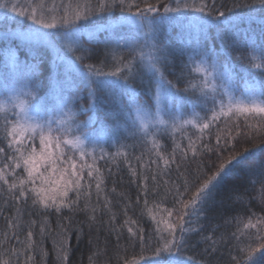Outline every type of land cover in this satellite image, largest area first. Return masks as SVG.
<instances>
[{
    "label": "snow or ice",
    "instance_id": "1",
    "mask_svg": "<svg viewBox=\"0 0 264 264\" xmlns=\"http://www.w3.org/2000/svg\"><path fill=\"white\" fill-rule=\"evenodd\" d=\"M222 8L223 5L217 7V0H199V2L197 0H167V2L95 0V3L93 0H30L28 3H21L20 0H0V9L5 13L3 29L5 43H15L16 39L22 40L32 61L29 63L26 60L21 65L19 52H13L10 47L6 50V56L11 54L13 57L17 69L16 83L19 87H12L0 97V120L3 121L4 138L8 141L7 147L14 150V155L9 157L13 169L6 174L5 169L8 165L0 167V182L7 185V199L14 202L15 215L7 221L10 233L5 232L0 238L14 240L16 247L9 248L7 259L0 256V264H13V258L15 264H20L19 258L22 254L26 257L24 264H28L29 261L36 264L37 255L43 260L47 255L44 239L46 234L52 231L48 226L47 217L51 212L60 214L63 209H67L71 214L84 213V217L75 229L77 240L84 235L86 226L88 243L93 244V234H96L98 240L99 233L104 229L103 216L109 215L107 230L109 233L115 232L117 243L119 242L120 232L115 223L116 214L112 212L111 201L105 195L103 205L100 203L103 182L101 177H98L96 183V204L92 205L91 185L81 190L82 177L77 173L75 163L70 162L69 169L65 170L68 179L64 181L62 196L67 198L70 190L74 196L68 202L64 200L58 202L48 195L45 188L36 186L37 180L42 184L47 182V166L44 172H40L36 166L37 159L44 160L45 156L41 153L38 157L31 143L28 145L30 151L22 150L23 145H21L27 134L30 141L39 140L41 149L49 146L59 148L63 145L73 154L79 153L81 160H84L85 156H90L92 166H89L88 175L91 177L93 170L99 172L94 168L97 159L96 149L88 151L90 141L84 129L95 119L98 104L105 95L109 99H115L119 95V107L113 116V121L118 123L123 120L127 126L126 130L133 136L141 133L140 138L145 143H151L152 150L156 151L158 158L164 161L165 167L170 163H176V154L172 152L168 158H165L159 152L160 146L155 133L160 130L161 124L165 125V130L169 127L178 130L183 129L185 125H193L198 126L203 132L219 116L231 117L236 135L240 136L239 118L243 116L248 131L243 133L242 139H255L257 135L264 136V80L257 82L250 76L244 79L243 88H239L236 85L237 73L228 60L234 52L238 59L264 74V0H248L247 3L232 4L233 9H248L246 14L231 12L226 15ZM114 9L122 13L126 12L127 15L121 16L114 22L110 15ZM8 12L31 22L24 26L23 33L8 31ZM244 23H248L249 29L238 39L240 27ZM118 25L120 27H117ZM165 25L181 29L195 27L202 37L204 47L196 53L199 59L190 57L189 63L184 65L189 76L196 74L192 79L184 80L183 72L180 75L173 73L177 81L173 83L165 75V71L171 67L169 57L172 55L168 45L163 39L158 38ZM123 26H127L130 30L135 29L137 33L142 32L144 43L137 44L136 40L132 39L120 45L117 40V48L125 47L130 53V57L126 60L123 55H117L116 50L109 47V40H105L103 55L105 58H112L113 70L104 71L96 64L89 63L88 61L97 53L93 48L85 46L82 37L86 29L94 28L96 32L103 31L115 37ZM88 34L90 37L88 43L99 45L100 41L91 32ZM209 41H219L224 51L223 63L217 60L218 53L209 45ZM20 47L21 45H16L18 50ZM39 47L55 53L56 73L47 84L41 73L42 59L32 55V52ZM137 81L142 86L147 81L152 104L141 105L137 102L135 98ZM182 81L185 84L183 89L179 86ZM45 87L48 90L47 94L42 92ZM81 91L86 92V96L79 95ZM184 94H187V101ZM124 96L128 98L127 103L123 101ZM85 99L88 101L87 107L83 105ZM185 102L191 104L193 108L211 103L212 107L209 109L213 112L211 119L200 123L201 117L195 112L191 114V119H183L178 114V109L183 108ZM50 104L54 105L53 111L59 108V119L56 117L45 119L44 123L35 121L31 113L46 111ZM77 104L80 105L79 113L74 110ZM169 105H171V109L167 112L169 122H165L161 118V113L169 109ZM79 115H88V119L81 122L78 119ZM53 123L57 124L55 128L52 127ZM200 139L202 140L203 137L201 136ZM234 140L231 130H228L223 138L218 130L215 146L204 145L199 153L201 156L214 153V159L208 157L212 160L211 164L203 169L198 168L193 182L189 183L185 180L183 191L180 187L175 188L176 203L179 204L177 220L176 223L166 224L163 230L159 227L155 229L159 235L152 251L158 259L154 260L153 264H200L193 256L186 255L192 246L188 234L200 231L190 225L214 208L218 201L222 203L220 197L225 190H228L226 197L228 201L241 198L239 189L230 187L237 179L238 171L250 177L258 174L261 178L259 182L264 185V157L259 160L253 159L252 149L248 147L241 149L237 147L240 141L233 143ZM261 143H264V140ZM14 145L21 147L14 148ZM193 145L194 142L189 139V150L195 157L198 152ZM4 151V148L0 147V154ZM105 155L101 149L99 159H104ZM115 155L126 156L127 153L118 150ZM182 155L187 157V151ZM20 168H23L27 175L26 178H19L17 182L15 169ZM7 175L13 177L12 183H9ZM153 179L155 180V177ZM112 191L115 192L116 189L113 188ZM142 191L147 197V183L144 184ZM4 192L5 189L0 187V194ZM29 197L32 208L41 217L38 232L35 233L37 238H34L33 231L37 221L30 218L33 213H25L20 206L22 203L26 204ZM82 197L85 201L83 205L80 204ZM261 200L264 202V188L261 190ZM144 202L147 205V199ZM128 211V207L123 209L125 219L120 227L127 226L129 239L135 238L143 246L145 240L143 230L138 226L132 227L136 225V221L128 217ZM25 215L29 216L27 221L24 220ZM168 215L171 216L172 213L169 212ZM185 217L190 219L185 221ZM68 219L71 224L70 217ZM257 224L264 225V217L257 218L256 223L249 218L244 224L245 229L255 228L256 232L250 234V241L244 247L238 246L241 255L231 257L234 264H264V227L257 228ZM58 228L59 230L55 232L53 248L59 264H68L70 229L62 224L58 225ZM164 232H167V235H164ZM21 234L24 235L23 240L20 239ZM235 235L233 233V236ZM253 236L255 243L251 242ZM204 239L209 241L212 237L206 236ZM103 251L97 245L96 250L89 256V264H96L93 257L101 255ZM215 251V241H213L212 246L205 248L201 253V261H205V258L210 257ZM124 264L130 262L125 260ZM206 264H213L212 259H207Z\"/></svg>",
    "mask_w": 264,
    "mask_h": 264
},
{
    "label": "trees",
    "instance_id": "2",
    "mask_svg": "<svg viewBox=\"0 0 264 264\" xmlns=\"http://www.w3.org/2000/svg\"><path fill=\"white\" fill-rule=\"evenodd\" d=\"M21 3H28L30 0H20ZM150 2H155V0H150ZM167 2V0H164ZM199 2V0H197ZM236 3H247L248 0H217V7L223 5L221 10L225 11L226 15L231 14V12H240L246 14L248 9L237 8L233 9L232 4ZM95 3V0H93ZM161 7V12H162ZM108 15V14H106ZM110 15L113 21H118L123 15H127L126 12H121L118 9H114ZM9 17L7 21V27L9 30H25V25L29 21H25L23 17H17L11 12L7 13ZM19 21V23H16ZM5 25V13L3 9H0V34L3 32ZM117 27H120L119 25ZM249 29L248 23H244L240 27V32L238 39L244 36V32ZM258 30V29H257ZM89 32L93 34L99 41V45L89 44ZM163 39L164 43L168 45L170 52L169 60L171 61V67L165 71V75L168 79L176 83V76L183 72L184 80L192 79L196 76L195 73L189 76L188 70L184 67L185 64L189 63L190 57L199 59L196 55L201 48L204 47V41L200 36L199 32H191L185 28H173L168 25L164 26L162 34L158 37ZM85 46L93 48L97 55L90 59L88 62L96 64L97 67L103 68L104 71H112L114 66V61L111 57L105 58L104 52V41L109 40V47L116 50L117 55H123L127 60L130 57V53L127 48L119 47L117 48L116 41L119 40L120 45H124L125 41H130L132 39L136 40L137 44L144 43L143 33H137L135 29L130 30L127 26H123L119 31V34L115 37L110 36L108 33L103 31L96 32L94 28L86 29L85 35L82 37ZM21 45L20 49L16 48V45ZM209 45L214 47L215 51L218 53L217 60L220 63L224 62V51L220 46L219 41H209ZM11 48L13 52H19V61L23 65L27 60H30L27 50L24 48L23 44L19 41L15 43H5L3 37L0 35V97L3 96L4 92L7 91L8 87L16 83V77H13L11 73H16L17 69L14 66L13 57L11 54L6 56V50ZM243 50V49H242ZM147 51V49H145ZM231 51V49L229 50ZM33 56L38 59H42L41 73L44 77L45 84L50 78H53L56 73V66L53 55L48 49L39 47L32 52ZM229 62L235 69L237 73L236 85L239 88H243L244 79H248L250 76L254 77L257 82L264 80V74H262L258 69L252 68L247 62L238 59L236 53H232L228 57ZM54 61V62H52ZM7 64V67H5ZM13 64V69L9 66ZM55 66V69L53 68ZM243 77V79H241ZM19 86V85H18ZM181 89L185 86L182 81L179 85ZM137 92L136 100L139 104L148 103L152 104L149 99L151 93L147 89V81L142 86L137 81ZM42 92L47 94V88H43ZM79 95L86 96V92L81 91ZM187 101V94H184ZM195 99V97H192ZM119 95L115 99H109L107 95L98 104V110L95 114V121L89 125L84 132L87 133L88 140L90 141L89 152L93 148L96 149V162L94 165L95 169L99 172L92 171V176L89 177L88 172L90 170L89 166H92V159L90 156H85L84 160L80 159L79 153L73 154L63 145L59 148L54 146L47 147L46 150L41 149L39 145V140L30 141L28 135L26 134L24 139L21 141L23 145L22 150L30 151L28 145L31 143L35 147L36 154L39 157L41 153L45 156L44 160L37 159L36 166L39 168L40 172H44L45 166H47L48 171L46 173V183H41L37 180L36 186L43 187L47 190L48 195L55 198L58 202L64 200L68 202L74 193L70 190L68 192V197L64 198L62 196V191L64 187V181L68 179L67 172L65 170L69 169L70 162H74L76 166V171L82 177L80 180L81 190L91 185L92 197L90 203L92 205L96 204V183L98 182V177L102 178L101 183V197L100 203L103 205L104 196L106 195L111 201L112 212L116 214V226L119 228L120 240L117 243L116 233H109L107 230V222L109 220V215H104L103 220L105 222L104 229L99 233L98 240L96 234H93V244L88 243L87 228L85 226V233L77 240L76 227L78 222L84 217V213L77 212L71 214L67 209H63L60 214L51 212L47 217V222L49 228L52 230L48 232L44 239V249L47 255L41 257L36 256V264H59L56 258V253L53 248V240L55 238V232L59 230L58 225L62 224L66 228L70 229V253L68 264H89V256L96 250L97 245L100 249L104 250L101 255L93 257L96 264H124L125 260H128L130 264H153V261L158 259V257L153 255L152 248L156 243V239L159 235L155 231L157 227L161 230L165 228L166 224L176 223L177 212L179 209V204L176 203V193L175 188L180 187L183 191V184L185 180L189 183L195 180L198 168L203 169L211 164L212 160L208 157L214 159V153H208L207 156H201L199 153L203 150L204 145L209 147L215 146L217 131L219 130L221 137L231 130L232 136L235 137L236 141H240L237 147L244 148L248 147L252 149L254 155L253 159L259 160L264 157V136L257 135L255 139H242L243 133L248 131L244 123V117L239 118L240 132L241 135H236V130L233 126V121L231 117L219 116V118L212 122L210 127L204 129L201 132L198 126L185 125L183 129L174 130L172 128H167L165 130V125H159V131L155 133L159 147V152L168 158L169 154L175 152L176 163H170L165 167L164 161L160 160L156 154V151L152 150L151 143H145L143 139L140 138L142 135L138 133L133 136L131 132L126 130V125L123 120L118 123L113 121V116L118 111ZM124 103L128 102L127 96L123 97ZM84 107H87L88 101L85 99L83 101ZM53 104L47 106V110H40L37 113V122L44 123L45 119H49V114H53ZM212 107L211 103L204 106L192 107L191 104L185 102L183 108L178 109V114L183 119H191L192 113H198L201 117L200 123L207 122L211 119L213 112L209 109ZM171 109L164 111V121L169 122L167 112ZM56 110L59 112V108ZM74 110L79 113L80 105L74 106ZM79 121L83 122L88 119V115H79ZM3 121L0 120V147L4 148V153L0 154V167L5 164L8 168L5 169V173H9L13 169V165L9 157L14 155V150L7 147L8 141L4 138L3 132ZM56 123L52 124L55 128ZM203 137L201 140L200 137ZM189 139L194 142V147H196L198 154L194 157L192 152L189 150ZM223 142V139H222ZM21 145H14L15 147H21ZM101 149L106 154L104 159H99ZM122 153H127V155H115L117 151ZM187 151V157H184L182 153ZM203 161V163H201ZM179 164V168H177ZM17 182L19 178H26V172L23 168L15 169ZM135 172V175H133ZM237 179H235L230 187H236L239 189L241 198L233 199L228 201L226 199L228 195V190H225L221 194L220 200L217 205L210 209L208 212L203 214L199 220L190 225L196 229H200L198 233H189L188 236L191 239L192 246L189 248L186 255L193 256L197 262L200 264H206L207 259H212L213 264H234L231 257L241 255L238 246L240 248L244 247L250 241V234L256 232L255 228H244V224L247 223L248 219L251 218L253 223H256L257 218L264 217V202L261 200V190L264 188L259 180L261 179L258 174H254L251 177L248 175H243L241 172L236 173ZM155 177V180L153 179ZM9 183L13 182V177L7 175ZM75 179V177H73ZM253 181H256L253 183ZM167 182V183H165ZM147 183L148 195L145 197L142 189L144 184ZM0 187L5 189L3 194H0V237L5 232H9L7 228L8 218L15 215V205L14 202L7 199V185L0 182ZM115 188L116 191L113 192L112 189ZM145 199H147V205H145ZM7 201V202H6ZM85 203L83 197L81 198L80 204ZM25 213L32 212L31 219L37 221V224L33 226L34 238L35 233L38 232L41 217L32 208L31 197L26 204L20 205ZM128 207V217L136 221V225H132L133 228L137 226L143 230L144 233V244L140 245L135 238H131L130 234L127 232V226L120 227L124 222L123 209ZM106 211V210H105ZM171 212L172 215L169 216L168 213ZM99 216V213H97ZM71 219V224H69V218ZM29 219L28 215L24 216V220ZM189 217H185V221L189 220ZM194 219V218H193ZM189 225H186V227ZM264 227V225L257 224V228ZM19 231V230H16ZM178 231V230H177ZM233 233L236 235L233 236ZM167 235V232L163 233ZM211 236L212 240L206 241L204 237ZM20 239H24V235H20ZM107 241V243H105ZM213 241H215L216 251L211 254L210 257H206L205 261H201V253H203L205 248L212 246ZM251 242L255 243L254 236ZM10 247H16L15 241L10 238L5 240L0 238V256L5 259L8 258L7 253ZM25 255L22 254L19 258L20 264H24ZM13 264H15V259L13 258ZM28 264H32L31 261Z\"/></svg>",
    "mask_w": 264,
    "mask_h": 264
},
{
    "label": "rangeland",
    "instance_id": "3",
    "mask_svg": "<svg viewBox=\"0 0 264 264\" xmlns=\"http://www.w3.org/2000/svg\"><path fill=\"white\" fill-rule=\"evenodd\" d=\"M191 15H197V14H191ZM31 22L29 21L28 22V24H30ZM185 29H187L188 31H189V33L191 32V29H192V31L194 32H198V30L195 28V27H192V28H187V27H185ZM25 30L24 29H21L20 28V30H14V31H12V30H9V32H15V33H23ZM1 37H3V32H1ZM15 41H19V42H21L22 44H23V42H22V40H20V39H16ZM43 48V47H42ZM49 52H51V54L53 55V58L51 59V60H53L54 59V56H55V53L53 52V51H51V50H49ZM55 61V60H54ZM54 61H52V62H54ZM55 66H56V63L54 64ZM55 66H53V68L55 69ZM11 69H13V64H10V66H9ZM11 75L13 76V77H11L10 79H13L14 77H15V73L13 72V73H11ZM12 87H19L18 85H15V84H13L12 83V85L10 86V87H8V89H7V91L9 90V89H11ZM143 104H145V103H143ZM143 104H141V105H143ZM37 113H31V115L33 116V119L36 121V119H37V115H36ZM49 119H52L53 117H56L57 119H59V112L56 110L53 114H49ZM161 118L164 120V112H162L161 113ZM95 121V119L93 120V122ZM92 124V123H91ZM90 124V125H91ZM85 130V129H84ZM47 148H45L44 150H46Z\"/></svg>",
    "mask_w": 264,
    "mask_h": 264
}]
</instances>
